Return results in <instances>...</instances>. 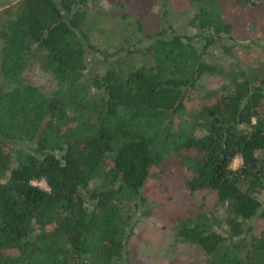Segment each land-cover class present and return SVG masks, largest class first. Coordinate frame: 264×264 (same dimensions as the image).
I'll return each instance as SVG.
<instances>
[{
	"label": "trees",
	"instance_id": "obj_1",
	"mask_svg": "<svg viewBox=\"0 0 264 264\" xmlns=\"http://www.w3.org/2000/svg\"><path fill=\"white\" fill-rule=\"evenodd\" d=\"M92 1L0 10V264H135L130 240L154 207L143 190L167 163L213 201L175 215L176 240L205 264H264V58L246 64L237 48L252 44L227 42L228 0H191L192 33L164 11L113 50L92 41Z\"/></svg>",
	"mask_w": 264,
	"mask_h": 264
},
{
	"label": "rangeland",
	"instance_id": "obj_2",
	"mask_svg": "<svg viewBox=\"0 0 264 264\" xmlns=\"http://www.w3.org/2000/svg\"><path fill=\"white\" fill-rule=\"evenodd\" d=\"M19 0H0V10ZM9 3V4H7ZM88 28L92 41L100 49L113 50L136 43L139 35L155 32L163 22V12L167 11L166 19L181 33H192L190 24L198 6L191 0H94L90 3ZM223 13L233 25L234 40L227 42H249L250 49L239 46V57L246 63H258L264 58V3L259 6L238 4L236 0H228ZM35 82L50 90L55 86L51 77L35 68ZM222 79L212 77L208 82L210 89L217 88ZM6 82L0 70V87ZM242 158L237 157L232 167L237 169ZM156 176L162 178L159 184L151 179L144 187L149 201L154 203L152 212L138 223L135 234L131 237L130 248L135 264H205L203 249L197 245L181 243L176 240L178 223L175 215L194 216L201 214L205 206L211 210L213 201L201 192L190 194L184 188V177L188 172L180 173L173 164H165L164 170ZM36 184L48 188L46 182ZM204 209V208H203ZM192 214V215H190ZM203 250V251H202Z\"/></svg>",
	"mask_w": 264,
	"mask_h": 264
},
{
	"label": "crops",
	"instance_id": "obj_3",
	"mask_svg": "<svg viewBox=\"0 0 264 264\" xmlns=\"http://www.w3.org/2000/svg\"><path fill=\"white\" fill-rule=\"evenodd\" d=\"M14 2H16V1H14ZM7 4H9V3H7ZM2 8H4V7H2Z\"/></svg>",
	"mask_w": 264,
	"mask_h": 264
}]
</instances>
